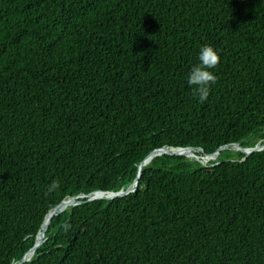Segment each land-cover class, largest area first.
I'll return each instance as SVG.
<instances>
[{"label":"trees","instance_id":"obj_1","mask_svg":"<svg viewBox=\"0 0 264 264\" xmlns=\"http://www.w3.org/2000/svg\"><path fill=\"white\" fill-rule=\"evenodd\" d=\"M205 43L221 61L200 104ZM259 140L264 0H0V264L66 195L126 188L156 148ZM243 155L153 157L134 192L58 212L23 264H264V149Z\"/></svg>","mask_w":264,"mask_h":264},{"label":"clouds","instance_id":"obj_2","mask_svg":"<svg viewBox=\"0 0 264 264\" xmlns=\"http://www.w3.org/2000/svg\"><path fill=\"white\" fill-rule=\"evenodd\" d=\"M221 61L220 50L210 43L199 46L196 53V62L193 63L188 72L186 84L191 89L194 100L203 104L210 96L213 86L217 83V75L215 68ZM58 180H52L46 187V192L55 193L60 188ZM65 232H68L72 225L65 223L62 225ZM9 264H20L19 260L13 256L9 260Z\"/></svg>","mask_w":264,"mask_h":264},{"label":"water","instance_id":"obj_3","mask_svg":"<svg viewBox=\"0 0 264 264\" xmlns=\"http://www.w3.org/2000/svg\"><path fill=\"white\" fill-rule=\"evenodd\" d=\"M233 145H240V146L244 147V148L247 150V151H245V152H242V153H244V155L242 156V158H240L239 160H237V161H241V162H243V161H245V159H246L250 154H252V153H254V152H257V151H261V150L264 149V140H263V141H260V142H258V143H256V144L253 145V146H248V147L243 146V145H241L240 143H232V144H230V145H228V146H226V145H222V146H219V147H218L214 152H212V153L205 151V150H204L203 148H201V147H192V146H186V147H170V146L165 145V146H162V147H159V148H156V149L150 151V152L147 153L144 157H145V158H148V163L151 161V159H152L153 157L161 156V155H177V156H185V157H188V158H193V159H195V160H198V161L201 162V163H204L201 159H198V157H202V156H205V155H216L217 153H220V151H221L222 149H226V148H227V149H231V147H232ZM186 150L192 151L193 154H192V155H186V154H184L183 151H186ZM196 152H200V154L198 155V154H196ZM218 159H221V157H218ZM137 169H138V166H137ZM141 174H142V173H141V172L139 171V169H138V170H137V174H136V176H135L133 182H132L130 185H128L126 188L111 189V190H110V189H109V190H95V191H92V192L87 193V194H85V193H79V194H76V195H66V196L60 201V203H59L57 206H55V207H53V208H51V209L49 210V211L56 210V209H58V207H60V209H59V210H56V212L53 214V216H51V222H52L54 216H55L58 212H61V211H63V210L66 208L65 206H61V203L64 201V199H65L66 197H78V199H76L71 205L68 206L69 209H70V211H72L73 206H75V205H77V204H79V203H84V202H91V201L101 200V199H92V198H90L89 195L92 194V193H96V192H110V191L115 192V195L108 199V200H112V199H114V198H117V197H120V196H125V195H128V194L134 192V191L136 190L137 186H138V180H139ZM131 187H132L133 189L130 190ZM80 196H83V197H80ZM49 211H48V212H49ZM48 212L46 213V215L48 214ZM46 215L44 216L43 221H44ZM43 221H42V224H43ZM42 224H41V226H42ZM41 226H40V228H41ZM40 228L38 229L37 233L39 232ZM37 233H36V234H37ZM46 240H47V236L45 237V241H46ZM45 241H44V242H45ZM35 254H36V253H35ZM35 254H34V255H35ZM30 259H31V258H25V257H24V253H23V255L21 256V259L19 260V262H20V264H23L24 262H26V261H28V260H30Z\"/></svg>","mask_w":264,"mask_h":264},{"label":"bare ground","instance_id":"obj_4","mask_svg":"<svg viewBox=\"0 0 264 264\" xmlns=\"http://www.w3.org/2000/svg\"><path fill=\"white\" fill-rule=\"evenodd\" d=\"M231 149L232 150H236V151H240V152H245V151H247L244 147H242V146H240V145H233L232 147H231ZM183 153L184 154H186V155H192L193 154V152L192 151H189V150H186V151H183ZM218 154L219 153H217L216 155H205L206 157H198V159H201L203 162H205V161H208V160H211V159H215L217 156H218ZM148 164V158H145V157H143V159H141L140 161H139V163H138V169H139V171L141 172L142 171V168L145 166V165H147ZM131 189H133L132 187L130 188V190ZM115 195V192H112V191H110V192H96V193H92V194H90L89 195V197L90 198H92V199H96V198H100V199H102V198H104V199H109V198H111L112 196H114ZM80 197H83V196H80ZM76 199H78V197H66L65 199H64V201L61 203V206H65V207H67V206H69V205H71ZM73 200V201H72ZM64 203V204H63ZM57 210V209H56ZM56 210H52V211H49L48 212V214L46 215V217H45V219H44V221H43V224H42V226H41V228H40V230H39V232L36 234V236H37V238H36V236H35V241H34V244H33V249L31 250V252L34 250V248L35 247H37L38 245H40V243L42 242V240H43V236H44V231H45V229H46V227H47V225H48V222L50 221V219H51V216H53V214L56 212ZM39 241V242H38ZM31 247V248H32ZM30 248V249H31ZM29 249V250H30ZM28 250V251H29ZM28 251L24 254V257L25 258H29L28 256H27V254H28ZM30 252V253H31Z\"/></svg>","mask_w":264,"mask_h":264},{"label":"rangeland","instance_id":"obj_5","mask_svg":"<svg viewBox=\"0 0 264 264\" xmlns=\"http://www.w3.org/2000/svg\"><path fill=\"white\" fill-rule=\"evenodd\" d=\"M258 142H260V140H259ZM258 142H257V143H258ZM231 150H232V149H231ZM232 151H234V150H232ZM235 152H238V151L235 150ZM211 160H216V159H211ZM209 161H210V160H209Z\"/></svg>","mask_w":264,"mask_h":264}]
</instances>
